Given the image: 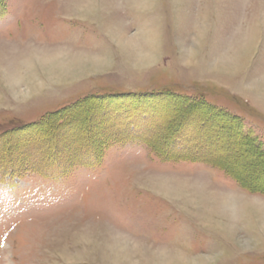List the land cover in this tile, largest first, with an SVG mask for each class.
<instances>
[{
  "label": "rangeland",
  "instance_id": "1",
  "mask_svg": "<svg viewBox=\"0 0 264 264\" xmlns=\"http://www.w3.org/2000/svg\"><path fill=\"white\" fill-rule=\"evenodd\" d=\"M77 1L0 0V264H264V0Z\"/></svg>",
  "mask_w": 264,
  "mask_h": 264
},
{
  "label": "bare ground",
  "instance_id": "2",
  "mask_svg": "<svg viewBox=\"0 0 264 264\" xmlns=\"http://www.w3.org/2000/svg\"><path fill=\"white\" fill-rule=\"evenodd\" d=\"M90 1L91 0H78L76 3L79 6L87 7L91 3ZM58 57H59V55H54V54L48 53V52H44L43 54H41V52L40 53H36L35 58L33 60L27 62L25 65H23V67H25V66L33 67V65H35L37 63L39 68H42V69H46L47 68L48 71H51L52 68L54 67L53 61L58 60ZM57 65H55V66L56 67H65L64 65H58V66ZM15 88L16 87H14L12 89L15 91L16 90ZM13 90H11V91H13ZM197 184H199V185H197ZM197 184L196 185L199 188L200 187L202 188V187L206 186L205 183H203V182L201 183L200 181H198ZM197 191L199 192V190H197ZM206 195H208V194H206ZM208 196H211L210 197L211 200L215 201L218 204L219 209L222 212H223V210H225L224 208H226L225 211L227 212L229 209H231V206H232V209L234 211H235V208L238 207V205L236 203V200L231 198V196H229L228 194L218 192V193H211ZM216 208L217 207H215V209ZM128 246H131V244H129V240H127L124 237L121 238L119 236H115V234H113L111 232V240L108 243V248L109 249L111 248V258L115 262H118V261L124 262L123 260H127L128 261V259L130 258V257L128 258V256H127L128 253H129V249H128L129 247ZM129 264H132V262H129ZM162 264H163V262H162Z\"/></svg>",
  "mask_w": 264,
  "mask_h": 264
},
{
  "label": "trees",
  "instance_id": "3",
  "mask_svg": "<svg viewBox=\"0 0 264 264\" xmlns=\"http://www.w3.org/2000/svg\"><path fill=\"white\" fill-rule=\"evenodd\" d=\"M239 134H240V132H239ZM238 135V134H237ZM128 136V135H127ZM129 138H131V137H129ZM134 138H136V139H140V140H143L144 142H146L149 146H151L154 150H156V151H158V152H160V153H162L163 155H165V156H168V157H170V158H178V159H186L187 157L186 156H184V154H168V153H166L164 150H161L159 147H158V145L155 143V142H153L152 140H151V138H149V137H134ZM257 149H259L260 150V152H263V150L261 149V147L260 146H257L256 147ZM180 155V156H179ZM191 158V157H190ZM205 161V160H204Z\"/></svg>",
  "mask_w": 264,
  "mask_h": 264
},
{
  "label": "crops",
  "instance_id": "4",
  "mask_svg": "<svg viewBox=\"0 0 264 264\" xmlns=\"http://www.w3.org/2000/svg\"><path fill=\"white\" fill-rule=\"evenodd\" d=\"M114 1H115V0H111V3L114 2ZM114 32H115V31H114ZM114 32H113V33H114Z\"/></svg>",
  "mask_w": 264,
  "mask_h": 264
}]
</instances>
